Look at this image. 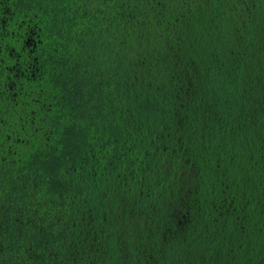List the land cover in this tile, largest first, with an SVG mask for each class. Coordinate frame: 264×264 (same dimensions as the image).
Instances as JSON below:
<instances>
[{
  "label": "trees",
  "instance_id": "16d2710c",
  "mask_svg": "<svg viewBox=\"0 0 264 264\" xmlns=\"http://www.w3.org/2000/svg\"><path fill=\"white\" fill-rule=\"evenodd\" d=\"M0 264H264V0H0Z\"/></svg>",
  "mask_w": 264,
  "mask_h": 264
}]
</instances>
